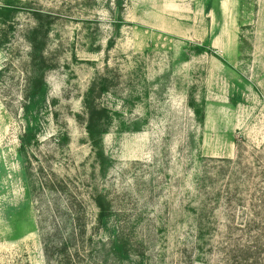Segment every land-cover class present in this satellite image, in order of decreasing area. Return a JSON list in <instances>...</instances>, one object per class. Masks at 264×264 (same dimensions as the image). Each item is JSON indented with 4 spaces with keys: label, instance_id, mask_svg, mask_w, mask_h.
Segmentation results:
<instances>
[{
    "label": "rangeland",
    "instance_id": "374dc122",
    "mask_svg": "<svg viewBox=\"0 0 264 264\" xmlns=\"http://www.w3.org/2000/svg\"><path fill=\"white\" fill-rule=\"evenodd\" d=\"M19 1L0 0V264H65L42 236L63 246L66 204L67 264H264V0ZM33 11L53 66L28 96Z\"/></svg>",
    "mask_w": 264,
    "mask_h": 264
},
{
    "label": "trees",
    "instance_id": "16d2710c",
    "mask_svg": "<svg viewBox=\"0 0 264 264\" xmlns=\"http://www.w3.org/2000/svg\"><path fill=\"white\" fill-rule=\"evenodd\" d=\"M6 4L9 6L11 2H21L19 0H5ZM32 16L34 18V24L30 26L25 33V38L29 41L30 44V51H29V60H28V74L26 79V86H25V94L26 95H34L37 94L41 88L44 85V77L46 74V71L50 69L53 65L52 59H50L45 53H44V46L46 44V37L49 29V22L48 20H45L43 18V14L39 11H33ZM106 90L105 87H100V91ZM91 92H93V88L90 87L87 91V93L84 95L83 101H84V107L86 108V120H85V130L88 133L90 139L92 140L93 144L95 145L97 143V140L101 137L102 133L105 131L103 127V119L102 117L105 114L104 108L99 107L98 104L94 103V100L90 101L89 95H91ZM28 134L25 133L22 136V141L20 143V150L23 152L25 149V144L27 143ZM204 178H207L204 176ZM96 207H98L99 214L98 217L101 218L103 216L107 215V208L104 204V198L101 193H97L94 198H92ZM67 206V207H66ZM65 208L67 212L69 213V219L70 226H72L71 231H69V235L62 239H58L57 243L62 241L63 246L61 248H57V245L55 243V237L56 235L52 236L51 233L45 235V233L42 236V245H43V252L45 255V258L48 262L53 258V255L55 253L60 252L63 256L61 259V262L65 260V264L67 262H72L71 256L66 252V244L67 242L77 243L79 242L81 244V241L83 240L82 237L84 236V229L81 226V218L78 215V212L75 209H72L69 207L68 204H66ZM78 228H77V227ZM81 238V239H79ZM79 239V240H78ZM88 239H91V237H88ZM118 239V235H114L111 239H109V242H112L114 240ZM235 248L236 246L233 245ZM256 247V245H254ZM238 247H236L237 249ZM252 246H246L242 245L240 250L245 251L247 253L246 256L243 258L247 260L248 258H256V253L259 252L258 250H255L254 253H249ZM60 255V256H61ZM63 264V263H62Z\"/></svg>",
    "mask_w": 264,
    "mask_h": 264
}]
</instances>
